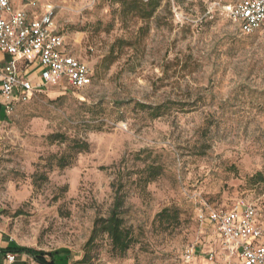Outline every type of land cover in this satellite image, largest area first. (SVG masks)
I'll list each match as a JSON object with an SVG mask.
<instances>
[{"label":"rangeland","instance_id":"374dc122","mask_svg":"<svg viewBox=\"0 0 264 264\" xmlns=\"http://www.w3.org/2000/svg\"><path fill=\"white\" fill-rule=\"evenodd\" d=\"M39 1L93 80L36 94L4 129L0 234L11 245L75 264L121 183L137 242L120 255L102 236L94 264H182L189 246L218 247L201 208L254 204L264 217V34L213 9L237 0H162L149 21L123 17L115 0ZM162 103L174 104L156 119L141 108Z\"/></svg>","mask_w":264,"mask_h":264},{"label":"built area","instance_id":"2783aa9c","mask_svg":"<svg viewBox=\"0 0 264 264\" xmlns=\"http://www.w3.org/2000/svg\"><path fill=\"white\" fill-rule=\"evenodd\" d=\"M213 9L236 23L243 34H264V0L214 3ZM56 20L51 4L21 0L17 5L15 0H0V51L11 57L0 74V98L8 117L18 104L31 101L49 87L81 90L92 84L91 69L68 49ZM20 63L41 67L36 83L22 73ZM3 132L0 126V140ZM198 219L214 228L218 247L189 246L182 264H264V217L254 204L201 208ZM17 263L18 254L0 249V264Z\"/></svg>","mask_w":264,"mask_h":264},{"label":"trees","instance_id":"16d2710c","mask_svg":"<svg viewBox=\"0 0 264 264\" xmlns=\"http://www.w3.org/2000/svg\"><path fill=\"white\" fill-rule=\"evenodd\" d=\"M121 6V14L123 17H138L141 20H151L159 7L161 6L162 0H115ZM232 3V2H230ZM228 4V3H224ZM60 32V31H59ZM63 34L62 32H60ZM24 103H20L21 105ZM174 103H162L156 106L152 105H141L143 110H147L150 116L154 119L161 117L165 114ZM17 105V106H18ZM17 108V107H16ZM16 111V110H15ZM51 141L66 142L68 139L61 134H52L49 136ZM72 149L78 153L87 152L89 150V144L87 142H80L77 140L72 141ZM58 167L65 168L69 166L65 156H61L58 159ZM261 176L259 173L256 177ZM255 178V176H254ZM264 181L262 177L258 179ZM123 183L116 189V196L113 207L106 217H97L93 223L91 234L85 243L84 253L81 259L77 260L75 264H94L93 252L97 247L98 240L102 236H107L111 242L112 249L120 254H126L132 246L137 242L133 231L126 226L125 220V196L122 194ZM168 212V209H164L158 214L159 218H164ZM174 216V215H173ZM172 216V217H173ZM3 252H13L16 254H24L32 256L40 264H57L56 258L58 253L55 252H44L33 248H19L13 245L7 249L2 250Z\"/></svg>","mask_w":264,"mask_h":264},{"label":"crops","instance_id":"0c3cea01","mask_svg":"<svg viewBox=\"0 0 264 264\" xmlns=\"http://www.w3.org/2000/svg\"><path fill=\"white\" fill-rule=\"evenodd\" d=\"M21 2V0H15V3L18 5ZM11 60V57L6 54L3 53L2 51H0V74L3 72V69L5 67V65L7 63H9V61ZM20 70L22 71V73H24L26 75L27 78L32 77V75H37V77L39 76V73L41 71V67L39 65H28L26 66L24 63H20ZM10 120V117H8L5 113V109L3 106V101L0 98V126L1 128L5 129V127L7 126L8 122ZM9 246H11V244L9 243V241L6 239V237L2 234H0V249L1 250H5L7 249ZM20 257V255H18ZM25 255L23 254V256L18 260L17 264H25L26 259H24ZM1 260H3V257L1 258Z\"/></svg>","mask_w":264,"mask_h":264}]
</instances>
